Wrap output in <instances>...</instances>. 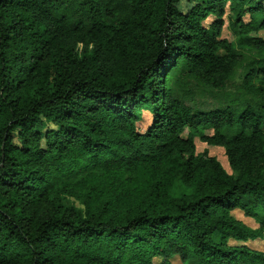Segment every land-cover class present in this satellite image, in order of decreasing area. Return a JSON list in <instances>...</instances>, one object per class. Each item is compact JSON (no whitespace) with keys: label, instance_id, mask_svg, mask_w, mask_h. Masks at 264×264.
Returning a JSON list of instances; mask_svg holds the SVG:
<instances>
[{"label":"trees","instance_id":"1","mask_svg":"<svg viewBox=\"0 0 264 264\" xmlns=\"http://www.w3.org/2000/svg\"><path fill=\"white\" fill-rule=\"evenodd\" d=\"M182 2L0 0V264H264V0Z\"/></svg>","mask_w":264,"mask_h":264},{"label":"rangeland","instance_id":"2","mask_svg":"<svg viewBox=\"0 0 264 264\" xmlns=\"http://www.w3.org/2000/svg\"><path fill=\"white\" fill-rule=\"evenodd\" d=\"M179 9L181 12L187 13L190 9L191 6L187 4L186 0H183L181 4L178 5ZM225 24L223 27L221 39L228 40L229 42H235L236 41V36L230 31L229 29V12H227L226 16L224 17ZM246 23L249 22L248 16L244 20ZM215 22V18L211 17L208 18L205 22H203V27L208 29L213 23ZM254 37L256 38H261L264 40V31H261L258 34H253ZM233 90L234 92L237 91V89L240 87L241 80L239 78H236L234 82ZM238 86V88H236ZM142 119L138 122L137 127H138V132L139 133H145V131L149 128V126L152 123V118L153 116L148 110H143L142 112ZM212 131H206V135H211ZM188 136V131L185 132V134L182 136L184 139H187ZM195 145H196V151L198 154H202L204 152H208L211 157H215L218 159V161L222 164V166L227 170L228 173L231 174V169L228 164L227 157L225 155V150L220 147H210L207 146L206 144L202 143L201 140L195 136L194 137ZM235 216L239 218L240 220L244 221L245 224H247L251 228H256L254 226V220L252 221L251 219L244 218L242 213L239 211L234 212ZM252 248H256L260 251L264 252V241H260L254 244H251ZM172 264H181L180 260L176 258L175 260L172 261Z\"/></svg>","mask_w":264,"mask_h":264},{"label":"crops","instance_id":"3","mask_svg":"<svg viewBox=\"0 0 264 264\" xmlns=\"http://www.w3.org/2000/svg\"><path fill=\"white\" fill-rule=\"evenodd\" d=\"M252 220V219H251ZM253 221V220H252ZM254 226H256V228L258 227L257 226V224L256 223H254ZM256 228H254V229H256ZM261 240H258V241H255V242H250V243H247L250 247H252L251 246V244H254V243H257V242H260ZM264 241V240H263ZM256 249V248H255ZM258 250V249H257ZM176 258H173L172 260H171V264H172V261L173 260H175ZM158 263H161V260H156V264H158ZM181 263V262H180ZM182 264V263H181Z\"/></svg>","mask_w":264,"mask_h":264}]
</instances>
